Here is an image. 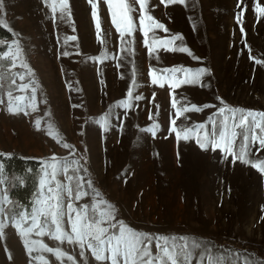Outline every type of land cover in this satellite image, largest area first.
Wrapping results in <instances>:
<instances>
[{"label": "rangeland", "instance_id": "374dc122", "mask_svg": "<svg viewBox=\"0 0 264 264\" xmlns=\"http://www.w3.org/2000/svg\"><path fill=\"white\" fill-rule=\"evenodd\" d=\"M257 4L264 7V0H185V4L150 0L151 14L166 25L168 35H182L192 53L160 51L156 60L143 45L139 29L130 44H121L103 0L99 6L103 44L88 0H70V21L58 16L54 21L43 0H4L0 19L11 29L8 43L20 40L40 87L37 110L26 108L28 115L10 114L6 91L0 93L5 101L0 104V152L41 162L53 155L79 160L82 167L74 175L91 179L103 198L116 205L113 223L123 220L140 232L189 236L217 249L264 259V174L250 164L233 162L231 156L225 159L219 149L202 150L194 139L177 141L170 124L173 90L153 85L149 76L153 67L208 70L201 84L184 85L175 95L182 103L215 107L186 113L187 119H178L179 127L207 123L224 104L264 111V63L255 62L264 61V16L255 11ZM242 8L246 10L238 23ZM73 35L77 40L67 39ZM129 47L131 51L122 50ZM105 55L103 62L94 59ZM11 71L25 74L17 84L31 83L26 69L17 66ZM29 92L13 90L14 96ZM136 95L143 99L136 100ZM129 99L130 108L117 107ZM49 123L58 130L59 142L47 134ZM155 124L159 125L155 136L145 131ZM64 143L72 147L64 148ZM251 151L250 159L264 160V150ZM85 189L91 191L86 185ZM92 202L85 197L78 204ZM7 223L0 240V264H29L23 238L10 218ZM44 239L49 246L56 245ZM63 248L81 264L78 247ZM86 256L87 264H97L87 251ZM49 260L57 264L53 257Z\"/></svg>", "mask_w": 264, "mask_h": 264}, {"label": "snow or ice", "instance_id": "6c2138e0", "mask_svg": "<svg viewBox=\"0 0 264 264\" xmlns=\"http://www.w3.org/2000/svg\"><path fill=\"white\" fill-rule=\"evenodd\" d=\"M103 2L110 13L111 24L121 37L122 45L130 44L133 34L139 29L143 45L156 60H159L160 51L192 55L190 49L184 46L183 36L168 35L170 30L166 25L151 14L150 0ZM43 3L50 10L54 21L57 16L60 20H71L70 0H43ZM88 3L91 5L97 38L103 44L105 40L99 15L101 0H88ZM161 3L185 4V0H161ZM4 6V0H0V12ZM245 10L242 8L237 14L238 23H241ZM255 11L264 16V7L259 4L255 6ZM0 26L7 27L6 21L0 19ZM158 32L165 35L161 36ZM241 32L243 35L242 26ZM67 39L75 41L77 37L73 35ZM122 50L131 51V48ZM25 55L20 40L14 39L10 43L0 41V93L6 91L7 111L13 115H28L26 108L37 110L36 95L40 86ZM63 55L67 56L69 53L65 52ZM94 59L103 62L107 55ZM255 62L264 63L261 60ZM17 66L27 70V76L32 77L30 84H17V78L21 81L25 79L24 73L11 71ZM207 71L203 67L151 68V83L161 88L168 85L173 90L171 107L175 112L170 121L171 132L175 134L177 141L194 139L202 150L219 149L224 153L225 159L231 156L233 162L238 160L245 165L250 164L264 174V160L250 159L253 155L252 148H256L257 152L264 150V111L229 107L218 98L224 106L210 115L207 123H194L185 127L177 125L179 118L187 119L186 113H200L206 108L215 107L209 104L198 106L194 103H182L175 95V90L184 85L201 84V78ZM132 84L135 87L136 81L133 80ZM29 89L28 95L13 94V90L28 92ZM127 95L131 98L133 91L130 89ZM135 99L141 100L143 97L136 95ZM4 103V99L0 98V104ZM131 106L130 99L122 100L117 105L126 109ZM101 120L103 122L105 118L102 117ZM35 126L40 130L41 121L37 120ZM158 128L159 125L155 124L145 131L155 136ZM47 134L54 136L58 142L61 139L52 123L47 126ZM62 146L72 147L67 143ZM10 156L11 154L0 152V158ZM81 167L79 160H69L66 157L58 159L55 155L42 162L37 196L28 207L18 206L17 202L9 199L7 189L0 187V240L5 237V228L9 226L7 221L10 218L11 226L23 238L29 264H50L49 256L57 264H64L65 260L77 264L76 255L65 251L64 245L79 248L78 255L83 258L81 264L88 262L86 251L97 264H264V259L246 252L217 249L214 245L189 236L153 235L137 231L123 220L113 223L118 211L116 205L103 198L91 179L85 180L83 176L74 175ZM4 171V163L0 161V186L8 182ZM85 185L90 192L85 189ZM85 197H91L93 202L78 204ZM33 236L36 238L33 239ZM44 238L56 242V245L49 246ZM5 251L7 258L11 260V252L7 248Z\"/></svg>", "mask_w": 264, "mask_h": 264}, {"label": "trees", "instance_id": "16d2710c", "mask_svg": "<svg viewBox=\"0 0 264 264\" xmlns=\"http://www.w3.org/2000/svg\"><path fill=\"white\" fill-rule=\"evenodd\" d=\"M12 37L11 31L0 26V41H7ZM4 163V175L7 177L5 187L9 199L18 206L28 207L37 196L39 189L42 162L39 159L24 158L12 153L9 158H0Z\"/></svg>", "mask_w": 264, "mask_h": 264}]
</instances>
